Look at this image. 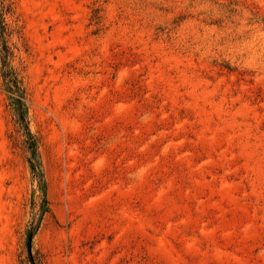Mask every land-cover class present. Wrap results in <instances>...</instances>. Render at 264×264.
<instances>
[{"label": "rangeland", "instance_id": "1", "mask_svg": "<svg viewBox=\"0 0 264 264\" xmlns=\"http://www.w3.org/2000/svg\"><path fill=\"white\" fill-rule=\"evenodd\" d=\"M5 1L0 264H264V0Z\"/></svg>", "mask_w": 264, "mask_h": 264}, {"label": "trees", "instance_id": "2", "mask_svg": "<svg viewBox=\"0 0 264 264\" xmlns=\"http://www.w3.org/2000/svg\"><path fill=\"white\" fill-rule=\"evenodd\" d=\"M11 12V5L5 0H0V77L2 81V88L5 92L6 98L8 99L15 123L18 130L24 136V143L29 151L28 161L30 163V168L33 176L38 181V184L45 194V180L40 168V163L37 155L38 141L35 135L30 131L28 125V99L27 90L23 82V78L18 72V70L12 64L13 50L11 49L8 39L11 35V31L8 27L6 21V16ZM46 201V199H44ZM48 209L44 207L42 213L32 221L28 231H27V242L28 250L31 257V238L38 230L39 224L42 219V215ZM36 263V262H34Z\"/></svg>", "mask_w": 264, "mask_h": 264}]
</instances>
